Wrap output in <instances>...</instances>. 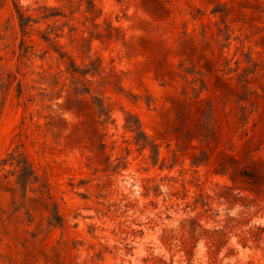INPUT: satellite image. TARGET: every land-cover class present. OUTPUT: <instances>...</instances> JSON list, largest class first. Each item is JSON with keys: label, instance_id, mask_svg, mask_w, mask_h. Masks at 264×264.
Instances as JSON below:
<instances>
[{"label": "rangeland", "instance_id": "374dc122", "mask_svg": "<svg viewBox=\"0 0 264 264\" xmlns=\"http://www.w3.org/2000/svg\"><path fill=\"white\" fill-rule=\"evenodd\" d=\"M0 264H264V0H0Z\"/></svg>", "mask_w": 264, "mask_h": 264}, {"label": "trees", "instance_id": "16d2710c", "mask_svg": "<svg viewBox=\"0 0 264 264\" xmlns=\"http://www.w3.org/2000/svg\"><path fill=\"white\" fill-rule=\"evenodd\" d=\"M60 14V12H55V14H53L54 16H56V15H59ZM20 20H21V26H22V28H25L26 27V25H28V22L30 21V19H28V18H26V16L22 13V12H20ZM75 70V69H74ZM73 70V71H74ZM87 73V72H86ZM246 120V118L244 117V115H242L240 118H239V121H238V124H242V123H244V121ZM131 128H132V130L133 131H136L138 134L140 133V129H141V127H140V125H137L136 126V124H135V126H133V125H129ZM229 127L231 128L232 126L231 125H229ZM238 127H240V125H238ZM22 154H20V156H21ZM20 159H21V157H20ZM18 163H21V161H19L18 160ZM18 165H20V164H18ZM29 169H30V174H29V177H36V174H35V170L33 169V167H30L29 166ZM227 170V168H225V167H223L222 168V171H226ZM56 215V214H55ZM260 228V227H259Z\"/></svg>", "mask_w": 264, "mask_h": 264}]
</instances>
